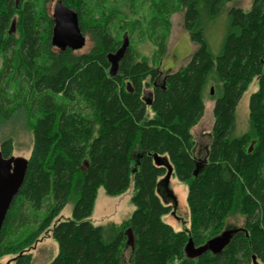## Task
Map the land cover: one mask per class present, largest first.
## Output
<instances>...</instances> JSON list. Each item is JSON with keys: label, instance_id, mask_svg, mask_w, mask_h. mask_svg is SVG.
I'll return each instance as SVG.
<instances>
[{"label": "trees", "instance_id": "16d2710c", "mask_svg": "<svg viewBox=\"0 0 264 264\" xmlns=\"http://www.w3.org/2000/svg\"><path fill=\"white\" fill-rule=\"evenodd\" d=\"M48 1L0 0V120L25 110L32 134L23 182L2 223L0 258L31 264L28 249L72 203L71 219L51 230L58 253L47 264H253V258L264 263V0H252L248 10H229L216 55L204 39L203 19L214 18L233 0H151L146 32L130 19L136 0H93L96 9L91 0H60L77 14L83 35L91 36L93 46L82 54L51 46ZM180 11L195 48L184 67L163 73L155 65L166 53L169 18ZM134 33L148 34L152 60L133 51ZM123 34L128 47L110 77L106 55L119 49ZM254 77L249 131L235 137V109ZM208 86L214 123L207 155L197 162L190 129L203 115ZM145 88H151L149 99ZM12 151L11 139L0 144L3 158ZM154 156L188 184L187 232H174L161 220L173 206L159 198L171 196L163 189L166 169ZM130 176V217L119 224L90 223L97 190L117 196ZM43 206L37 227L24 231L32 222L24 212ZM232 217L242 218L243 225L229 227ZM228 230L234 232L219 253L185 254L189 239L200 247Z\"/></svg>", "mask_w": 264, "mask_h": 264}, {"label": "rangeland", "instance_id": "374dc122", "mask_svg": "<svg viewBox=\"0 0 264 264\" xmlns=\"http://www.w3.org/2000/svg\"><path fill=\"white\" fill-rule=\"evenodd\" d=\"M56 1L57 0H49L45 4V11L48 16L52 15V9ZM151 2V0H136L132 8L135 13L134 15L130 16V19H137L142 23V28L144 27L143 30L145 32L146 23L152 16ZM251 2L252 0H233L224 4L221 7L218 15L214 18L203 19V36L210 52L213 55H216L221 48L226 29L229 24V10L232 8L248 10L251 6ZM89 3L92 9H96L95 5L93 4V0H91ZM116 6L118 7L116 9H119L120 12H123L124 14L127 13V7H119L120 5ZM106 7L111 8L112 2L107 4L105 8ZM169 21L170 30L166 44V53L160 60L159 64L155 65V67H157L163 73L175 72L184 67L195 48L188 33L184 30L183 11L172 14L169 18ZM84 36L85 44L81 50L75 51L77 54L85 53L93 46V41L90 34L86 33ZM129 40L133 51L147 57L149 60L152 58L151 56L154 50V45L148 40L147 33H134L132 38ZM22 87H24V85ZM210 88L211 87L208 86L205 89L203 98V115L199 122L190 129V135L194 143L193 156L197 162L203 161L205 159L211 141V132L214 123L212 113L214 101L206 95V91H210ZM257 88V78L254 77L236 106L233 131V136L235 137L241 136L249 131V99L250 96L257 91ZM10 93L12 95L13 90L10 91ZM22 95L23 91L19 97ZM17 96L16 98L19 100V97ZM150 96L151 88H145L143 91V97L149 99ZM149 116H151V110L148 107L147 117ZM28 122L29 121L25 110H18L7 121L0 120V144L6 139L12 140V158L27 159L29 157L32 146V134L29 129ZM168 190L172 194L171 197L173 198L169 196L163 197L160 194L159 198L162 203L172 205L173 209L170 213L163 215L161 220L163 223L169 225L174 232H187L189 231L190 227L189 209L186 202L188 184L179 180L175 174H172L168 180ZM133 192L134 188L132 176H130L128 188L117 196L107 195L104 189L100 187L96 193L91 215L87 220L94 226H105L109 223L119 224L122 221L128 219L134 210L133 204L131 202ZM26 212L27 211H25L24 214L26 215L27 219H31L32 222L26 226L24 231H32L37 227V222H39L44 217L45 206H43V208L40 210H29L27 214ZM71 213L72 203H68L54 219L50 227L45 232H43L37 241L31 246V248L28 249L32 256L31 264H47L56 257L58 253V247L57 243L51 236V230L56 223L70 220ZM227 225L229 227H240L243 225V220L240 217H232L228 219ZM128 256L129 250H126V260H128ZM13 257L14 256H5L0 258V264H13ZM256 263L264 264L258 261Z\"/></svg>", "mask_w": 264, "mask_h": 264}, {"label": "water", "instance_id": "95a60500", "mask_svg": "<svg viewBox=\"0 0 264 264\" xmlns=\"http://www.w3.org/2000/svg\"><path fill=\"white\" fill-rule=\"evenodd\" d=\"M51 18L53 23L50 38L51 46L57 50L68 49L73 52L81 50L85 44V36L81 32L77 14L64 6L60 0H57L53 6ZM127 47L128 38L124 35L119 49L114 53L106 55L107 62L110 65V77H113L117 73L119 62L124 56ZM210 94H212V88H210ZM154 161L156 165L163 166L166 169L162 183L164 190L171 196L172 194L168 190V180L172 174V168L166 160L157 156H154ZM84 165L86 166L87 164L85 163ZM25 168V159L3 158L0 154V231L11 202L17 195L23 182ZM197 170L194 171L193 176H196ZM232 232L234 231H224L221 235L209 239L200 247H194L191 239H189L184 252L190 258L197 257L205 251L219 253L227 244ZM126 235L127 244L131 246L132 237L128 231H126ZM253 264H257L254 258Z\"/></svg>", "mask_w": 264, "mask_h": 264}, {"label": "flooded vegetation", "instance_id": "af4514ba", "mask_svg": "<svg viewBox=\"0 0 264 264\" xmlns=\"http://www.w3.org/2000/svg\"><path fill=\"white\" fill-rule=\"evenodd\" d=\"M16 4H17V2H16ZM15 8L17 9V5H15ZM15 31H16V29H15V22H14V20H12V24H11V32H12L13 34H16Z\"/></svg>", "mask_w": 264, "mask_h": 264}, {"label": "bare ground", "instance_id": "6f19581e", "mask_svg": "<svg viewBox=\"0 0 264 264\" xmlns=\"http://www.w3.org/2000/svg\"><path fill=\"white\" fill-rule=\"evenodd\" d=\"M124 37V36H123Z\"/></svg>", "mask_w": 264, "mask_h": 264}]
</instances>
